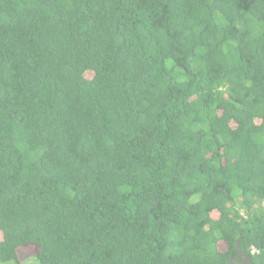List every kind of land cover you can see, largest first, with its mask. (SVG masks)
Listing matches in <instances>:
<instances>
[{
  "label": "trees",
  "instance_id": "16d2710c",
  "mask_svg": "<svg viewBox=\"0 0 264 264\" xmlns=\"http://www.w3.org/2000/svg\"><path fill=\"white\" fill-rule=\"evenodd\" d=\"M28 247L264 264V0H0V264Z\"/></svg>",
  "mask_w": 264,
  "mask_h": 264
},
{
  "label": "rangeland",
  "instance_id": "374dc122",
  "mask_svg": "<svg viewBox=\"0 0 264 264\" xmlns=\"http://www.w3.org/2000/svg\"><path fill=\"white\" fill-rule=\"evenodd\" d=\"M36 249L34 247H28L24 249H20V255L22 258L27 259L23 264H38L36 256ZM33 256L32 258H30Z\"/></svg>",
  "mask_w": 264,
  "mask_h": 264
},
{
  "label": "flooded vegetation",
  "instance_id": "af4514ba",
  "mask_svg": "<svg viewBox=\"0 0 264 264\" xmlns=\"http://www.w3.org/2000/svg\"><path fill=\"white\" fill-rule=\"evenodd\" d=\"M245 264V263H244Z\"/></svg>",
  "mask_w": 264,
  "mask_h": 264
}]
</instances>
